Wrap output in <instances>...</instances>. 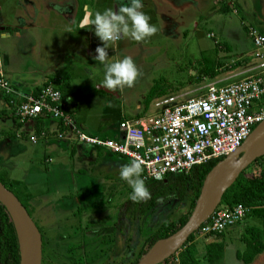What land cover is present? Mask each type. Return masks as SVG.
<instances>
[{"label":"rangeland","instance_id":"1","mask_svg":"<svg viewBox=\"0 0 264 264\" xmlns=\"http://www.w3.org/2000/svg\"><path fill=\"white\" fill-rule=\"evenodd\" d=\"M89 1L87 10L90 9L93 16L108 8L116 11L115 5L118 6L121 2L128 3V0ZM142 3L141 11L150 16L149 22L161 31L143 42L122 37L107 48L109 62L126 56L133 58L141 72L134 86L113 92V96L108 95L112 94L111 91H107V94L95 88L97 79L103 83L105 78L104 65L93 59L96 55L95 46L90 47L89 51L68 49L65 57L72 58L75 55L82 58L83 62H68L65 68L60 69L63 73L73 74L69 75L74 84L69 98L74 101L79 98V116L76 120L108 138L120 136L113 133L120 134L117 119L121 115H133L141 107L150 105L155 96L147 102L144 98L151 85L155 84L162 91V95L194 96L201 92L207 79L226 77L251 62L248 60L251 55L248 51L250 39L246 35L248 25H245L249 19L243 16L244 10L235 1L142 0ZM222 3L229 9L219 11ZM64 18L67 20L66 16ZM54 22L59 26L58 29L62 24L67 26L57 16H54ZM46 27L43 24L42 31H47ZM92 41L103 46V42L95 35V29L92 31ZM4 44L6 42L1 43L0 39V50ZM6 45V48H11V61L21 66L35 63L34 45H26L16 40ZM44 50L43 47L41 51ZM209 67L212 68L213 75L205 72ZM237 77L238 75H232L225 80ZM55 78L59 79V83L67 79L60 74ZM121 161V164L108 161L97 174L91 175L92 180L94 179L91 189L84 193L86 195L89 191V195L80 198L75 205H70L76 202L74 197L63 200L65 207L55 206L53 200L42 203L36 215L34 205L28 204L31 218L41 234L40 264H126L135 257L143 237L151 234L161 221L174 219L188 211V199H171L147 210L139 219L130 217L126 207L133 190L120 178L121 167L128 164L125 159ZM254 169L247 167L245 172H256ZM262 221L264 224V220ZM237 224L232 227L233 230L222 231L221 238L237 235L243 245L241 238L247 227ZM193 238L194 246L190 244L188 247L196 252L208 240L197 236L195 231ZM232 250L233 245L229 242L220 260L214 263L204 262L200 252L196 256L200 263L204 262L202 264H216L221 260L227 261L226 264H235Z\"/></svg>","mask_w":264,"mask_h":264},{"label":"crops","instance_id":"2","mask_svg":"<svg viewBox=\"0 0 264 264\" xmlns=\"http://www.w3.org/2000/svg\"><path fill=\"white\" fill-rule=\"evenodd\" d=\"M226 1L229 2L230 0ZM232 1L241 6L244 10L243 16H247L249 19L245 25L255 27L264 36V0ZM86 2L84 5H86L87 10V4L90 1L86 0ZM119 6L115 5L116 11ZM82 10L84 13L83 6ZM87 11L86 20H82V14L75 26L74 23L77 17L76 0H0L1 43L6 42L7 44L16 40L26 45H34L35 50V63L31 66L28 64L21 66L15 61H11L12 56L9 54L11 48H6L7 45L4 44L2 50H0V70L12 86L24 93L33 92L45 81L53 80L54 85L60 91L61 106L64 110L70 112L74 123H78L76 125L86 133L105 137L96 133L90 126H83L82 122L76 120L79 116V113H77L79 98L76 101L69 98L72 85H74L71 81L73 79L69 78V75L73 76V74L72 72L63 73L60 70L65 68L68 62H83L82 58L75 55L72 58L65 57L64 54L68 49L89 51L90 47L99 46L92 41V31L94 29L92 21L95 16L92 15L90 9ZM54 16L61 18L67 26L62 24L58 29L59 26L55 24ZM65 16L67 20H65ZM43 24L47 26V31H42ZM82 26L84 28H81ZM45 44L48 45L45 47ZM43 47L45 50L41 51ZM26 49L28 48L26 47ZM248 51H251L250 41ZM43 58H45V61ZM248 60L251 62L247 63L245 68L254 65L255 59L251 55ZM245 68L232 72L226 77L232 75L240 77L243 75L242 70ZM59 74L67 78L61 80L62 83H59V79L55 78ZM226 77H217V79L229 81L225 80ZM100 82L97 79V82L94 83L95 88L106 93L107 91L110 92ZM111 93L107 94L113 96V92ZM143 108L141 107L133 115L142 113L149 107L145 110ZM123 117L129 116L121 115L117 121ZM60 130V124L49 117L42 116L34 120L19 121L12 114L10 106L7 105L4 96L0 93V178L17 197L25 199L27 206H29L28 204L34 205L36 215L42 203L54 200L55 206L65 207L63 200L74 197L76 202L70 205H75L80 198L88 196L89 191L86 195L84 193L87 189H91V182L94 180H92L91 175L97 174L99 169L108 164V161L121 164L123 162L121 160L125 159L128 164L131 163L126 157L112 153L107 149L95 148L69 138H58L56 133ZM30 134L36 136L35 142L28 139ZM113 134L120 135L116 132ZM52 189H54L53 192ZM262 220L258 216L248 215L241 223L239 221L237 222L239 224L235 223L234 225L262 228L261 239L264 241V224ZM234 225L223 231L232 229ZM203 239L209 238L203 237ZM221 239L224 242L221 256L227 244L231 242L235 264H264V249L258 252L250 262L243 263L234 256L235 249H240L242 245L237 235L223 236ZM194 241L195 238H192L187 244H193V247ZM204 244L205 242L200 251L196 252L190 249L192 255L196 258L198 252L202 255ZM221 256L214 262L219 261ZM226 262L221 260L216 264H226ZM202 263L199 262V264Z\"/></svg>","mask_w":264,"mask_h":264},{"label":"built area","instance_id":"3","mask_svg":"<svg viewBox=\"0 0 264 264\" xmlns=\"http://www.w3.org/2000/svg\"><path fill=\"white\" fill-rule=\"evenodd\" d=\"M246 35L255 62L242 70L243 75L229 81L207 79L201 92L194 96H159L146 111L120 118L117 138L81 130L62 108L60 91L53 80L24 93L12 86L0 70V93L19 121L42 116L54 119L61 127L56 133L58 138L107 149L131 162L137 160L142 164V178L186 173L193 165L233 151L264 119V36L253 26L246 27ZM28 139L35 142L36 136L30 134ZM247 210L240 203L217 205L195 233L211 238L239 222Z\"/></svg>","mask_w":264,"mask_h":264},{"label":"trees","instance_id":"4","mask_svg":"<svg viewBox=\"0 0 264 264\" xmlns=\"http://www.w3.org/2000/svg\"><path fill=\"white\" fill-rule=\"evenodd\" d=\"M76 2L77 17L74 23L75 26L83 14L82 6L87 3L86 0H76ZM228 9L229 8L225 3H222L219 7V11ZM205 72L213 75L212 68L210 67L207 68ZM160 95H162V91L157 89L156 85L153 84L148 89L144 101L147 102L151 97L155 96V98H157ZM147 107H149V105H145L143 109L145 110ZM220 158L222 157L193 165L186 173H169L165 174L160 179L143 178L146 187L151 193V198L140 202H133L130 199L129 205L126 207L127 212L130 213V217L133 219H139L147 210L159 206L171 199H188L189 209L186 213H183L174 219L161 221L151 234L143 237L141 244L137 248L135 257L126 264H134L155 240L167 237L183 224L194 204V200L199 192L205 173ZM247 167H254L256 172L246 173L245 171ZM0 181L10 189L1 178ZM18 199L30 215L25 199L19 197ZM234 203H240L248 209L245 215L258 216L264 220V153L256 157L237 174L234 181L222 193L218 206H230ZM221 233L222 232L215 234L211 239L209 238L205 242L204 251L201 255L203 261L212 263L221 256L224 247V242L220 238ZM193 234L194 232L189 234L180 247V250H177V258L174 252L158 264H199L200 260L192 255L187 244V242L193 238ZM261 234L262 228L258 226L247 227L245 234L241 238L243 242L242 248L235 249V258L243 263H248L258 252L262 251L264 249V241L261 239ZM0 264H19V251L15 227L8 211L1 201Z\"/></svg>","mask_w":264,"mask_h":264},{"label":"water","instance_id":"5","mask_svg":"<svg viewBox=\"0 0 264 264\" xmlns=\"http://www.w3.org/2000/svg\"><path fill=\"white\" fill-rule=\"evenodd\" d=\"M82 20H86L88 11L83 5ZM264 153V119L251 129L249 135L233 151L220 158L205 173L194 204L183 224L165 238L168 239L164 248L152 251L155 240L147 251L134 264H158L173 254L185 242L187 236L194 232L199 224L219 204L222 193L234 181L237 174L251 163L256 157ZM229 159H235L236 165L226 173L219 172L220 167ZM0 201L8 211L13 221L16 235V222L28 235L26 264H40L41 261V235L37 225L28 214L18 197L0 181ZM19 264H23L22 254L18 242Z\"/></svg>","mask_w":264,"mask_h":264},{"label":"clouds","instance_id":"6","mask_svg":"<svg viewBox=\"0 0 264 264\" xmlns=\"http://www.w3.org/2000/svg\"><path fill=\"white\" fill-rule=\"evenodd\" d=\"M142 8V0H128L127 4L120 3L118 12L108 8L103 13L97 12L92 21L95 35L103 42V46H97L95 49L96 55L93 59L104 65L105 78L102 86L111 92L134 86L141 72L131 56L109 62L107 51L109 45L115 44L122 37L143 42L161 31L149 22L151 17L141 11ZM142 173V164L137 160L123 165L120 169V178L127 182L133 190L130 196L133 202L146 201L151 198ZM156 178L160 179V177Z\"/></svg>","mask_w":264,"mask_h":264},{"label":"bare ground","instance_id":"7","mask_svg":"<svg viewBox=\"0 0 264 264\" xmlns=\"http://www.w3.org/2000/svg\"><path fill=\"white\" fill-rule=\"evenodd\" d=\"M235 165H236L235 159H229L220 167L219 172L226 173L229 170H231ZM16 229H17V237H18V242L20 246V251L22 254V261H23V264H26L25 260H27L26 256H27V246H28V235L26 231L23 228H21L17 222H16ZM167 242H168V239L157 240L152 248V251L156 252V251L161 250L162 248L165 247Z\"/></svg>","mask_w":264,"mask_h":264},{"label":"flooded vegetation","instance_id":"8","mask_svg":"<svg viewBox=\"0 0 264 264\" xmlns=\"http://www.w3.org/2000/svg\"><path fill=\"white\" fill-rule=\"evenodd\" d=\"M41 235V234H40Z\"/></svg>","mask_w":264,"mask_h":264}]
</instances>
